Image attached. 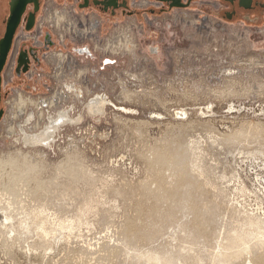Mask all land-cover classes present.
Here are the masks:
<instances>
[{"label": "rangeland", "instance_id": "obj_1", "mask_svg": "<svg viewBox=\"0 0 264 264\" xmlns=\"http://www.w3.org/2000/svg\"><path fill=\"white\" fill-rule=\"evenodd\" d=\"M8 1L0 0V38ZM141 1L127 0L129 19L141 27L134 46L111 41L128 20L121 10L53 4L66 15L72 7L78 17L97 15L108 49L121 43L144 65L126 74L123 93L95 92L105 102L96 116L80 101L88 95L72 92L62 105L74 103L75 115L56 109L61 98L37 108L62 86L48 55L90 42L50 23L58 15L44 0L33 29L19 25L1 73L0 264H264V0L250 9L192 0L182 11ZM181 12L190 19L184 31L179 21L171 28L161 21L158 29L147 23ZM199 16L208 19L202 29ZM45 31L52 45L42 44ZM31 48L37 59L20 71L16 56ZM182 50L185 68L176 79ZM133 59L126 56L125 66ZM178 80L186 95L176 94ZM63 111L82 116L55 130L47 146L23 142L17 125L25 114L34 115L28 132Z\"/></svg>", "mask_w": 264, "mask_h": 264}, {"label": "built area", "instance_id": "obj_2", "mask_svg": "<svg viewBox=\"0 0 264 264\" xmlns=\"http://www.w3.org/2000/svg\"><path fill=\"white\" fill-rule=\"evenodd\" d=\"M94 0H89V6L94 7V8H99L103 12H109L111 15H115L117 13V10H121L125 16L128 17V20H125L122 25L123 28L118 29L116 31H113L112 36L110 37L112 40L117 39V41H122L123 44L129 43L134 46V41H135V30L141 31V27L137 26L135 23V20L129 19L132 17V11L128 10L129 5L127 4V0H118V7L117 8H108L107 10L103 9V6L101 5H94L92 2ZM188 0H183V2H187ZM226 1V0H225ZM238 1V7L243 8V9H250L253 7V0H251L250 7L249 8H244L243 6L240 5L239 0H230L228 2L234 3ZM152 5L156 8H162L165 7L168 9H175V10H183L186 7H172L169 8L168 4L163 1L159 0H151ZM83 1L82 0H75V5L79 9H85L88 7H82ZM125 4V6L123 5ZM262 5V4H261ZM50 9H57L60 10L59 14L62 13V11H66L65 9L61 8H56L51 4ZM162 10H166L162 8ZM151 13L154 12V9L150 10ZM235 10H231L229 12L225 13V16L227 18H231L235 14ZM67 13L74 18L75 20V26H80L81 28L89 27L90 31L88 34H85V36H78L75 32H72V30L66 32L71 33L73 36V39H84L89 41L90 43H87L86 45H82L81 48L79 47H73L72 51L70 54H64L62 52L56 53L59 56H63L65 58L64 63L62 64L63 67H65L68 71V74H74L76 77V81H79V83L82 85L84 88V94H92L94 92L98 91H104L106 93V90H115L119 88L118 90L119 93L124 91V80L126 74H137L140 72H143L144 65L140 63V61L137 59V53L135 51H130L126 50L122 47L121 43L117 44V49L115 50H109L108 49V38L103 37L99 35V29L102 26V20L97 17V15H87L84 14L82 17H78V12L74 7H72ZM182 14L178 16V18H168L165 20H161L159 18H155L152 21H148L147 23L150 26H153V28L158 29V26L161 24V21H166L167 27H170L172 25H177L178 21L180 22V29L184 31L186 29L187 24L190 22L189 20V15H186V13L181 12ZM57 16V17H58ZM69 16V17H70ZM94 18V23H89L92 18ZM201 17H204V20H200ZM198 18V27L197 29H202L206 24H208V19L206 16H199ZM196 19V18H195ZM147 20L148 19L147 17ZM43 21L46 22L44 19L40 20L39 23ZM97 28V30H94V28ZM42 25V24H41ZM118 26L119 24L116 23ZM63 30H65V26L61 25ZM91 27V28H90ZM219 28L215 29H220L223 28L219 25H217ZM119 28V27H118ZM134 29V32H133ZM222 30V29H220ZM64 38V37H63ZM62 38V40H63ZM109 38V39H110ZM157 50H155L153 53H156ZM177 54V59L176 63L174 65V73L173 76L174 78L178 79V76L180 73L184 71L185 65H184V57H185V52L182 50V52H176ZM128 57H133L134 59L131 60V63L128 65V67L125 66L124 64V58ZM99 57V61L97 64H94V60ZM107 61V63H106ZM84 62V63H82ZM56 68L54 64V69ZM56 70V69H55ZM186 87L183 83L182 80L177 81V86L175 87L176 94L181 96V95H186L185 90ZM100 93L103 94L107 97V93ZM118 93V94H119ZM108 98V97H107Z\"/></svg>", "mask_w": 264, "mask_h": 264}, {"label": "bare ground", "instance_id": "obj_3", "mask_svg": "<svg viewBox=\"0 0 264 264\" xmlns=\"http://www.w3.org/2000/svg\"><path fill=\"white\" fill-rule=\"evenodd\" d=\"M63 18H64V20L62 21ZM202 19H204V17ZM60 20H61V22H58V24H56V26L57 25L58 26L64 25L65 30H68V31L73 29L72 32H75L78 36H81V37L85 36V34H88V32L90 31L89 27L81 28L80 26L79 27L75 26V20L72 19L71 17H69L68 15H66V13H63V12L61 13V19ZM89 23H94V18H92V20ZM91 27L94 28L93 24ZM94 30H97V28H94ZM111 41H112V39H111ZM115 44L117 45V42ZM60 58H61V62L63 64L65 61V58H63V56H60ZM64 70H66V68L61 66L58 74L55 75L56 81L60 82V84L62 85L61 88H59L56 92H53L51 96L43 97L48 102V105L45 107V109L47 110V108H49L51 103L54 104V102H57L61 98V100H59V104L56 106L57 107L56 109L64 108V109L68 110L70 115H75L76 113H74V109H73L74 103H70V105H69L70 107L69 106L64 107L62 104L65 103L64 101H66L69 98V92L70 93L72 92L74 94L73 97L76 99H80L81 97H83L84 96V88L79 83V81H72L71 79H68V76L66 75ZM76 86L78 89L81 88L79 96L73 90V88H76ZM60 91H61V93H60ZM123 92L124 91H122V93ZM94 94H95V92L92 94H90V92H89V94H87L88 97H87L85 103H83L84 101L80 100L82 104H85L84 110L86 111V113L89 115H92V116L102 114L103 113V105L105 104V102L102 103L101 100H97L94 97H92V96H94ZM121 94L119 96H121ZM104 97H106V96H104ZM22 104H23V101H21V100L16 103V105H22ZM41 104H44L43 100L38 102V104H37L38 110H40L39 106ZM16 112H18V111L17 110L14 111L13 117L16 116V114H17ZM21 112H23V111L20 109L19 113H21ZM68 112L63 111V112H61L55 116H52V117L49 116L46 124L43 127H41L39 130H37L38 123H34L30 127L29 131L26 132L24 130V126H27L29 123H31L34 120L33 112H28L27 115L25 114L23 124L19 123L17 125V128L19 129V131L22 132L21 137H22L23 142L27 146H30V147L31 146H37V145H46L47 146L52 141V139L54 137L55 130H57L60 126H62L64 124H77L79 122L82 114H77L75 117H70L68 115ZM48 113H49V110H48ZM31 129L32 130L35 129L36 131H30ZM12 131H13V127L9 126L7 133L12 134Z\"/></svg>", "mask_w": 264, "mask_h": 264}, {"label": "water", "instance_id": "obj_4", "mask_svg": "<svg viewBox=\"0 0 264 264\" xmlns=\"http://www.w3.org/2000/svg\"><path fill=\"white\" fill-rule=\"evenodd\" d=\"M82 7L89 6V0H82ZM166 2L169 8L172 7H188L192 0H188L187 2H183V0H159ZM230 1V0H226ZM240 5L244 8H249L251 0H239ZM94 5H101L103 6L104 10L108 8H117L118 7V0H94L92 2ZM27 4H33L34 10H38V0H10L9 1V14L6 19L5 24V31L3 36L0 38V101H1V85H2V70L5 66L7 56L9 50L11 48L13 37L15 31L21 21V17L25 12ZM125 6V4H123ZM34 12H29L28 19L25 24L26 30H29L34 25ZM3 113V110L0 108V117Z\"/></svg>", "mask_w": 264, "mask_h": 264}, {"label": "flooded vegetation", "instance_id": "obj_5", "mask_svg": "<svg viewBox=\"0 0 264 264\" xmlns=\"http://www.w3.org/2000/svg\"><path fill=\"white\" fill-rule=\"evenodd\" d=\"M10 1V0H9ZM9 1H8V8H9ZM244 1V0H243ZM145 0H142L141 2H138V4H145ZM149 2H151V0H149ZM228 2V1H227ZM43 3V0H38V10L37 11H35L34 10V5L33 4H27V6H26V9H25V12L23 13V15H22V17H21V21H20V23H19V25L21 24V23H23V25H24V29L26 30V28H25V24H26V21H27V19H28V15H29V12H34V25H33V27L35 26V24H36V21H37V13H38V11L40 10V8H41V4ZM229 4H231V5H234V4H237V6L239 5L238 4V1H236V2H234V3H230V2H228ZM92 8H94V7H92ZM95 9V8H94ZM49 12H51L50 14L51 15H53V13H54V15H53V17H55V14L57 13V14H59L60 13V11L59 10H57V9H54V12H53V9H49ZM64 13V12H63ZM67 15H69V14H67ZM70 16V15H69ZM46 17H48V19H49V15H47ZM52 18V17H51ZM72 18V17H71ZM94 18V17H93ZM203 17H201L200 18V20H204V19H202ZM7 19V18H6ZM47 19V20H48ZM55 19V20H54ZM54 19H51L50 20V23L52 22L53 24H58V22H59V20L61 19V14L57 17L56 16V18H54ZM73 19V18H72ZM41 24H43V21H41L40 23H39V25H41ZM19 25H18V27H19ZM18 27H17V29H18ZM33 27L31 28V29H33ZM40 28H41V26H40ZM17 29H16V31H17ZM31 29H29V30H26V31H30ZM16 31H15V33H16ZM42 44L43 43H46V44H48V45H52L53 44V37H52V35L50 34V32L49 31H45L43 34H42ZM14 38H15V34H14V37H13V42H12V45H11V48H12V46H13V43H14ZM34 42L36 43V44H39L40 42H39V40H38V38L37 37H34ZM11 48H10V50H9V53H10V51H11ZM80 48H81V46H80ZM9 53H8V55H9ZM45 56H47V54L45 55ZM8 57V56H7ZM30 58H33V59H37V56H36V51L33 49V48H31V49H23V50H21V52L16 56V59H17V61L21 64L19 67H20V71H21V69L23 68V70L25 71V70H27L28 69V67H29V64H30ZM48 58L50 59V60H52L53 62H54V64H55V66H56V72H55V75L56 74H58V72H59V70H60V68H61V66H62V62H61V58H60V56L59 55H57V54H49L48 55ZM65 71V73H66V75L68 76V78H74L75 80H76V77H75V75L74 74H68V71H67V69L66 70H64ZM54 75V76H55ZM56 78V77H55ZM73 90L75 91V93L79 96V94H80V90H81V88H73ZM43 101L45 102V103H48L47 102V100L46 99H43ZM0 103H1V101H0ZM2 115H3V113H2ZM2 115H1V117H2ZM1 117H0V119H1Z\"/></svg>", "mask_w": 264, "mask_h": 264}, {"label": "crops", "instance_id": "obj_6", "mask_svg": "<svg viewBox=\"0 0 264 264\" xmlns=\"http://www.w3.org/2000/svg\"><path fill=\"white\" fill-rule=\"evenodd\" d=\"M44 2H47V3H52V4H54V3H56V2H57V0H44Z\"/></svg>", "mask_w": 264, "mask_h": 264}, {"label": "snow or ice", "instance_id": "obj_7", "mask_svg": "<svg viewBox=\"0 0 264 264\" xmlns=\"http://www.w3.org/2000/svg\"><path fill=\"white\" fill-rule=\"evenodd\" d=\"M106 63H107V61H106Z\"/></svg>", "mask_w": 264, "mask_h": 264}]
</instances>
